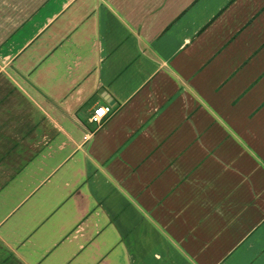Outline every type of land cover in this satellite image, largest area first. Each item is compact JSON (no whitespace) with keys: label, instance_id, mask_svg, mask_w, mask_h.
<instances>
[{"label":"crops","instance_id":"obj_1","mask_svg":"<svg viewBox=\"0 0 264 264\" xmlns=\"http://www.w3.org/2000/svg\"><path fill=\"white\" fill-rule=\"evenodd\" d=\"M0 264H264V0H0Z\"/></svg>","mask_w":264,"mask_h":264},{"label":"built area","instance_id":"obj_2","mask_svg":"<svg viewBox=\"0 0 264 264\" xmlns=\"http://www.w3.org/2000/svg\"><path fill=\"white\" fill-rule=\"evenodd\" d=\"M112 110L109 105H100L93 109L90 115V121L95 124V129L99 127L104 120L111 114ZM88 135H86L87 137Z\"/></svg>","mask_w":264,"mask_h":264}]
</instances>
